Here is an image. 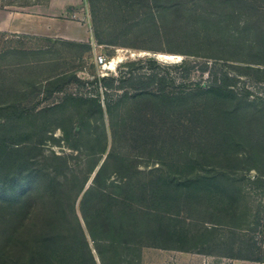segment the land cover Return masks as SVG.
Listing matches in <instances>:
<instances>
[{"label": "rangeland", "instance_id": "1", "mask_svg": "<svg viewBox=\"0 0 264 264\" xmlns=\"http://www.w3.org/2000/svg\"><path fill=\"white\" fill-rule=\"evenodd\" d=\"M69 1L55 3L64 20L87 24L90 49L0 32V49L53 51L36 69L8 74L9 97L21 91L25 109L36 113L32 124L0 126L4 146L29 145L15 155L41 178L27 180L30 191L38 195L47 179L58 181V206L73 205L82 225L86 191L102 192L118 244L100 246L105 264H201L200 255L216 264H264V2ZM195 50L203 57L180 53ZM97 53L107 60L122 54L109 74L124 70L125 95L101 93L93 83ZM62 70L75 71L80 82L40 81ZM214 84L224 91L203 90ZM144 89L150 91L133 93ZM96 96L110 113L65 100ZM8 115L0 113V123ZM44 206L43 215L54 210ZM59 215L58 243L79 252L88 245L97 258L86 229L83 246L70 214Z\"/></svg>", "mask_w": 264, "mask_h": 264}, {"label": "trees", "instance_id": "2", "mask_svg": "<svg viewBox=\"0 0 264 264\" xmlns=\"http://www.w3.org/2000/svg\"><path fill=\"white\" fill-rule=\"evenodd\" d=\"M255 1L245 0V2H253V4H255ZM260 1L264 2V0ZM258 6L264 9V3ZM48 40L78 47L87 45L90 49V46L86 43L61 39ZM56 52L58 53V51ZM180 53L203 57L201 56V52L197 50L191 52L180 51ZM46 54H53V51L8 50L6 47L0 49V113H3L5 116L9 113L12 114V116L8 115V118L5 122L0 123V126H5L12 122H18L19 125L34 123L36 113H34L33 109H25V104L23 103L24 94L21 91H17L13 97H9L10 85L8 74L11 70L20 73L27 69H36L39 64L52 60L51 57L43 58ZM35 57L39 58L36 59ZM155 63L156 61L153 60V64ZM128 66L129 68L126 72L130 73L133 71V62L128 63ZM200 66L199 70L203 72L207 68V63L202 62ZM123 73H125L124 70L119 71V75L117 76L108 75L97 77L95 75L93 77V83L97 87L99 86V88L104 89L103 92L107 91L108 88H114L122 95H125L126 90H123L124 86L122 84ZM23 80V78H19V81ZM40 81L61 87L72 81L80 82V79L75 71L62 70L54 74H49ZM30 82H32V86L37 83L34 79H31ZM203 90L208 93L224 91L220 86L215 84ZM143 91L149 92L150 90H134L133 93L138 94ZM65 100H71L75 103L76 101L80 102L81 105L86 106L88 112L91 109H95L101 116L103 111L107 113L111 112V105L107 103L103 109L98 100V96L85 99L82 97H67ZM61 130L64 136L67 137L68 133L65 129L61 128ZM28 133L32 134L33 132ZM36 145L33 144L30 146L36 147ZM28 147L29 145L15 147L9 145L4 146L2 141H0V264H105L104 253L101 251L100 246L109 249H114L118 246L109 234L110 229H112L111 223L113 222V217L110 216V206H105L107 201L105 200V202L104 198L106 196L102 192L96 193L97 191L95 190L90 189L86 191V195H84V199L79 208L84 225L81 224L73 205L58 206V200L61 198V195L57 193L56 186L59 185V182L56 180L52 181V179H47L48 184L46 188L40 190L38 195L36 194L41 198L37 202L36 195L28 188L27 180L32 177L35 179L41 178L38 174L32 173V169L28 168L29 166L27 167V165L31 166L33 163L29 162V160L20 162L16 159L18 155H15ZM70 147L73 148L71 145ZM99 171L93 179L94 183L99 176ZM42 174L48 176L50 173L44 172ZM93 195L97 196L95 205L92 208L85 206ZM47 202L49 206L54 207V210L49 214L43 215V211L41 210L46 207L44 205ZM66 212L70 214L71 221L75 224L76 232L83 246L86 243L87 235L93 241V249L96 252L97 258H95L91 248H88V245L85 246L84 250L79 252V249H73L72 245L58 243L56 237L59 234L56 232V227L60 226L59 221L64 216H60L59 214ZM83 227L86 229L87 235Z\"/></svg>", "mask_w": 264, "mask_h": 264}, {"label": "crops", "instance_id": "3", "mask_svg": "<svg viewBox=\"0 0 264 264\" xmlns=\"http://www.w3.org/2000/svg\"><path fill=\"white\" fill-rule=\"evenodd\" d=\"M68 3L75 5L77 2L71 0ZM44 7L51 8L52 12L43 13ZM60 7V2L56 4L55 0H31L25 3L0 0V32L15 36L63 39L78 43H89L90 41L92 44V36L87 24L64 20L61 17ZM200 256L202 257L201 264H216L217 262L213 256Z\"/></svg>", "mask_w": 264, "mask_h": 264}, {"label": "built area", "instance_id": "4", "mask_svg": "<svg viewBox=\"0 0 264 264\" xmlns=\"http://www.w3.org/2000/svg\"><path fill=\"white\" fill-rule=\"evenodd\" d=\"M93 62L98 68V73L96 75L97 77H103V76L110 75L109 73L111 70H107L105 68V66H106L107 62H109V60H107L103 54H101V53L95 54L93 57ZM99 89H100V91L102 90L101 88H99Z\"/></svg>", "mask_w": 264, "mask_h": 264}, {"label": "bare ground", "instance_id": "5", "mask_svg": "<svg viewBox=\"0 0 264 264\" xmlns=\"http://www.w3.org/2000/svg\"><path fill=\"white\" fill-rule=\"evenodd\" d=\"M157 57L160 58L161 60H171L172 61L175 59V55H170V54H157ZM123 59L124 57L122 56V54H118L114 58L110 59L109 62H107L105 68L107 70H114L117 64H119V62H122Z\"/></svg>", "mask_w": 264, "mask_h": 264}]
</instances>
